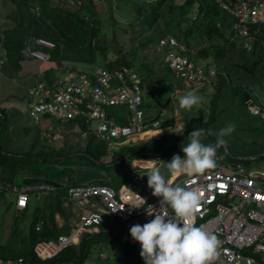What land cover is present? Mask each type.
<instances>
[{
	"label": "trees",
	"instance_id": "trees-1",
	"mask_svg": "<svg viewBox=\"0 0 264 264\" xmlns=\"http://www.w3.org/2000/svg\"><path fill=\"white\" fill-rule=\"evenodd\" d=\"M132 1L131 4L129 3L130 8L128 9H136L132 15L136 23L131 27L128 26L129 28L122 29L115 26V21L110 24L109 19L113 14L105 16L99 13L95 0H0L1 5L10 4L12 7L7 15L12 13L18 15V20L11 28L2 29L0 26V44L5 53L2 59L4 62H10L17 71L21 70L22 61L33 62L36 66L45 63L43 74H38L39 81H45L46 78L50 84L58 79L53 74L54 70L73 72L77 69L72 66L77 63L96 67L93 69L94 72L98 68L114 72L122 67H130L139 73L142 87L152 85V90L147 91L146 95L156 109L152 113L155 116L153 120H157L163 109L172 100L168 96V92L172 81L175 80L174 72L168 64H164L166 48H158L159 39L167 36L170 32V29L162 28L160 25L162 9H165L167 0ZM185 1L186 6L194 4L197 9H192V11L203 12V17L192 20L184 15L181 24L179 22L180 25L177 26V32L172 35L185 46V54L192 60L195 62L204 60L206 64L215 68L214 90L210 94L208 93V102L198 105L191 112L186 110L181 134L171 131L157 140H150L141 145L123 144L117 150H109L106 142L97 141L88 136L84 145V153L89 157L90 164L95 165L92 159L99 161L101 158H110L109 163L115 161L121 163L126 159L132 160L138 157L155 158L154 155L162 157L165 155L169 157L168 162H170L174 154L183 157L181 145L186 144L187 136L192 130L200 128L206 131L210 130L208 132H211L212 135L208 136L204 142L214 143L216 140L214 134L221 128L231 124L237 118L250 115L246 109L248 105L255 103V100L249 93V89L242 86L243 78L233 76L232 71L237 68L248 76L256 68H260L259 65L264 57V46L256 41L250 48L243 49L231 42L228 38L231 19L212 0ZM169 8V11L172 10V6ZM261 31L262 34L258 36L259 40H261L260 38L264 39V25L261 27ZM117 34L129 35L128 41L118 43ZM35 37L46 38L55 43L53 49L41 48L49 52L48 61H39L30 55L31 50L40 48L34 42ZM135 40L138 41L137 45L133 44ZM128 46H130L129 49H126ZM149 47L153 51L152 60L148 61L145 57L140 60L138 58L140 49ZM99 62L103 64V67L96 66ZM263 68L264 64L259 70L263 72ZM226 88L233 91L236 88L235 95L237 96L230 97ZM199 89L206 91L207 86L199 87ZM164 94H167L165 99L162 98ZM151 103L148 101L146 106ZM0 113L2 114L0 115V181L13 182L16 173L15 167L23 156H17L18 152L13 154L11 151L3 149L1 141L5 140V135L8 132L6 127L8 115L1 107ZM244 125L243 122L242 126ZM38 136L41 137L39 130L35 139H38ZM41 138L46 143L49 142L45 138ZM35 139L31 142L26 157L33 161L31 165L41 164V166L37 171L30 167L28 168L29 172L24 173L23 171L26 169L18 165V169H21L19 173L23 174V183L25 185L46 183L59 187L60 182L56 177L63 178L65 173H56L54 179L46 173V167L39 160L42 158L46 162L47 157H50L53 162L56 163L58 160V164L64 165L61 159H56L59 156L56 153L58 149L57 151L48 150L46 145L37 148ZM91 143L96 144L94 148H91ZM221 151L228 161L236 162L225 153L224 149ZM126 155H128L127 158ZM121 159L122 161H120ZM242 160L239 161L242 162ZM5 173H8V176ZM73 181V176L69 174L68 184H74ZM3 201L4 199L0 196V202ZM45 201L40 206H34L33 209L27 207L21 212L22 214H31L27 235L24 236L23 241H20V245L15 244L14 248L8 249L6 245L0 244V258H22V264H81L90 254V248L101 240L103 242L100 244L101 252L99 251L98 255L103 254L102 249L108 247L106 239L111 244V247L108 248L110 249L109 254L119 250L123 254L132 255L138 251L136 243L129 244L126 241H119V235L114 234L112 226L108 225L97 232H86L79 244L65 248L53 259L39 260L34 253L35 244L40 240L55 239L60 233L65 232L64 227L57 225L55 220L57 212L63 217H67L58 196L48 193ZM8 205L10 206V204ZM38 223H41V227L36 230L35 227Z\"/></svg>",
	"mask_w": 264,
	"mask_h": 264
},
{
	"label": "built area",
	"instance_id": "built-area-1",
	"mask_svg": "<svg viewBox=\"0 0 264 264\" xmlns=\"http://www.w3.org/2000/svg\"><path fill=\"white\" fill-rule=\"evenodd\" d=\"M231 19L229 40L248 49L259 41L264 44L261 27L264 25V0H212ZM203 17V12L193 11L191 19ZM40 48L30 51L39 61H48L50 54L41 48L53 49L55 43L42 37L34 38ZM159 47L166 48L164 64L174 72L171 96L174 99L187 87L210 88L215 70L192 60L185 54V46L173 35L159 39ZM4 60L0 58V67ZM141 77L130 67L114 72L98 68L90 71L67 72L63 79L51 84L37 81L28 89L26 106L28 115L35 122L46 140L59 141L64 134L78 133L82 139L93 137L107 143L109 150H117L123 144H130L134 137L142 135L158 120L145 117L142 110ZM189 85V86H187ZM152 85L145 89L152 90ZM210 91H213L210 88ZM126 106V122L116 123L107 109ZM247 112L264 120V105L252 103ZM49 118H53V124ZM96 120V128L92 121ZM110 161V160H108ZM108 161L104 163L109 164ZM203 174H183L172 179L173 184L198 189L202 196L197 213L196 226L215 233L220 241V255L213 264H264V172L248 170L241 162H220ZM46 183L18 186L12 182L0 181V196L7 201L13 198L17 212L26 209L29 195L34 192L51 193L58 196L62 209L71 208L76 220L72 230L60 233L55 239L40 240L34 246V253L42 261L56 257L62 250L77 245L87 232L99 231V226L114 222H149L154 217L147 214L148 205L156 211L172 215L168 207L159 208V197L152 195L148 186L137 188L125 185L118 190L107 184H63ZM143 197L145 207L129 212L130 190ZM124 206V207H123ZM116 207L123 210L113 212ZM41 223L36 224L39 230ZM82 231V232H81ZM103 255V254H101ZM123 261H119L121 264ZM23 259L0 258V264H22Z\"/></svg>",
	"mask_w": 264,
	"mask_h": 264
},
{
	"label": "rangeland",
	"instance_id": "rangeland-1",
	"mask_svg": "<svg viewBox=\"0 0 264 264\" xmlns=\"http://www.w3.org/2000/svg\"><path fill=\"white\" fill-rule=\"evenodd\" d=\"M148 2L149 0H142V2ZM133 2L132 0H95L97 9L100 14L108 16L109 14H113L111 19H109L110 24L115 21L116 25L118 28H129L128 26H133L136 21L133 19V11H136V9H128L130 8V4ZM135 2V0H134ZM185 0H167L165 4V9H162L163 15L162 18L160 19V25L162 28L170 29L168 32L169 35H175V32L178 30V25L181 24L182 20L184 19V15L188 17V19L191 18L192 16V9H197L194 4L190 6L185 5ZM130 3V4H129ZM169 6H172V10L169 11ZM12 9L11 5H1L0 3V26L2 29L6 28H11L13 26V22L11 20L6 19L8 11ZM188 9V10H187ZM124 16V17H123ZM180 22V24H179ZM174 29V31H173ZM117 41L118 43H126L128 41L129 35L125 34H117ZM134 45L138 44V41L135 40ZM130 46H128L126 49H129ZM159 49L161 47L158 46ZM152 48H143L140 49L139 56L138 58L141 60V58L145 57L148 61L152 60ZM4 50L0 44V57L3 58L4 56ZM159 56V55H158ZM199 62V61H197ZM8 63V62H7ZM5 64V63H4ZM201 65H208L204 60H200ZM261 65V63H260ZM97 67H103L102 63L96 64ZM73 68L81 71H90L96 67L89 66L83 63H77L72 66ZM264 70V68H263ZM67 71L65 70H54L53 74L56 78L63 79V77L66 75ZM233 76H240L243 78L242 83L243 87L246 86V88L249 89V93L252 94L254 100L256 103L260 104L259 102V97L264 103V71H260L258 68L252 72L251 76H245L244 72L242 70H238L237 68L232 71ZM16 74V73H15ZM245 76V78H244ZM38 79H36L37 81ZM42 80V79H41ZM35 81V82H36ZM45 82L46 78H45ZM9 83V82H8ZM189 86V85H187ZM143 92H142V98H143V107L144 109H151L152 112L154 113L156 109H154L153 104L150 101V98L146 95L147 90L145 87H143ZM5 89V88H3ZM185 90V89H184ZM193 90V89H192ZM191 90V91H192ZM228 91V94L230 97H236L235 91L230 88H226ZM190 91V89H186L185 93ZM195 91L203 98L202 105L203 103H207L209 100V96L205 92V90L198 89ZM185 93L179 95L176 99L171 100L170 104L163 109L162 114H160V118L158 119L159 124L157 126H151L152 128H162L165 126V121L169 117L171 119L169 120L170 127L168 128V132H175L176 134H181L183 130V125H184V118L183 116L186 113V109L181 108L179 105V98L180 96L184 95ZM27 96V95H26ZM27 98V97H26ZM163 99L167 98V94H164ZM232 99V98H231ZM0 99V104L2 103ZM16 100V99H15ZM150 102L151 105L146 106L147 102ZM24 104H21L20 106H23ZM177 105V108L179 111L175 112V107ZM197 108L195 106L193 109ZM115 110L117 108H114ZM126 111L127 108L125 107ZM125 111V112H126ZM192 111V110H191ZM190 111V112H191ZM195 111V110H194ZM175 113V114H174ZM21 123L17 122L15 124L13 121H8L7 124V131L17 133L19 136H25L24 140V145L29 146L31 142L34 140L30 139L34 135V130L37 129V122H35L32 118L29 117L28 115V108L25 106L21 110ZM127 115V113H126ZM189 115V113H188ZM224 115V114H222ZM249 115V114H248ZM49 120L53 123L56 124L53 118H49ZM244 122V126L243 125ZM236 123V124H234ZM248 123V124H247ZM231 124H234V131L225 139L228 141L227 147H221L220 149L217 150L216 157L220 162L227 161V159L223 156V153L221 149H224L225 153L227 151L225 148L232 153L233 155L239 156V157H246V156H251V155H257V157H251L246 160H242V164L248 169H254L259 172H264V120L261 119L259 116H246V117H241L237 118L234 121L231 122ZM92 128L95 129L97 125V121L93 120L92 123ZM210 131V130H208ZM154 132H151L150 135L148 136H154L152 134ZM216 134V133H215ZM214 134V135H215ZM12 136V137H18ZM213 135V136H214ZM216 136V135H215ZM36 140V145L37 148H39L42 145H46V148L56 150L57 154L59 156L56 157V159H61V162H64V165L58 164V160L53 162L50 157L44 162V160L41 158L39 160L42 161V164L46 167V173H48L49 176L54 177L58 172H63L65 173L63 178L56 177L61 183L63 184H68L69 180V174L73 176L74 178V184H82V183H90V184H107L110 187H112L115 190H118V187L125 183L128 184L130 187H134L133 185L135 184L136 186L134 188H137L136 190H140L142 187L147 186V172L150 169H135L133 167V164H131V159H126L122 161L121 163L116 162V163H110L107 166H101L98 165L96 162L95 165L90 164V159L87 157L84 153L85 147L84 145L86 144V139H82L78 133L70 132L67 134H64V139L59 140V141H51L47 140L43 141L42 138L38 136V139ZM51 143L53 146L48 145ZM1 145L3 149L11 151H15L19 145V147L22 146V142L20 139H18V145H14L11 142V148H9L8 142L5 140L1 141ZM95 143H91V148L95 147ZM28 148V147H27ZM25 150V148H23ZM71 150L72 152H68ZM175 153L176 151L173 150ZM26 151H22V149H18L19 155L17 156H23V158L20 160L19 164L15 167V178L12 183H15L18 186H23V174L19 173L21 172V169H18L19 166L23 167L24 173H28V168L33 167L35 171H37L38 168H40L41 164L38 166L31 165L33 163L32 160H29L26 155ZM52 155H54L52 153ZM55 158V157H54ZM156 159L168 163L169 157L165 156H159L155 157ZM53 159V158H52ZM108 158H101L98 162H104L108 161ZM93 160V159H92ZM234 161H239V160H234ZM240 162V161H239ZM150 162L144 163V164H149ZM19 165V166H18ZM64 169V170H62ZM161 171L165 174L166 178L169 179V173L166 167H162ZM6 176H8V173H5ZM30 207L33 209L35 205H42L46 201V194L44 192H34L30 193ZM10 204V206L8 205ZM74 214H70V211H68V218H72ZM31 222V214H22L21 212H17L15 207H14V200L11 198L7 202H0V244L6 245V248H14L16 245H20V241H23L24 236L27 235L28 232V226ZM57 222V221H56ZM71 222V221H70ZM135 224H140L143 225L145 222L143 221H138L135 223L131 222H118L115 224V226L119 227V241L123 242H130V243H135L131 236L129 235V229L131 226ZM110 225V223H109ZM101 227V226H100ZM67 228V229H66ZM64 228L65 232H68L72 230V226L68 225V227ZM82 232V231H81ZM103 240H101L98 244L95 246L93 245L90 248V254L87 256V258L81 263V264H118L119 261H123V264H144V261L141 259L139 252H140V245L139 243L136 242L138 251H135L134 253L131 254H123L122 252H119V250H116L117 252L108 253L110 252L108 248H110L111 244L108 239H106V246L107 249H102L103 255H98L100 249H101V243ZM16 244V245H15ZM136 248V249H137ZM134 249V250H136ZM101 252V251H100ZM108 256V258H107ZM107 258V259H105ZM121 263V264H122Z\"/></svg>",
	"mask_w": 264,
	"mask_h": 264
},
{
	"label": "clouds",
	"instance_id": "clouds-1",
	"mask_svg": "<svg viewBox=\"0 0 264 264\" xmlns=\"http://www.w3.org/2000/svg\"><path fill=\"white\" fill-rule=\"evenodd\" d=\"M202 100L203 98L192 90L180 96L179 105L191 111L200 105ZM233 131L234 125L227 124L215 134L214 143H205L212 133L203 128L194 129L188 134L186 144L181 145L183 157L174 154L168 163L158 159L152 160L146 174L147 186L152 190L153 196L160 198L158 209L168 207L172 215L156 211L153 206L148 205L147 209L153 211L147 210V214L154 218L143 225L135 224L130 227L129 235L134 242L139 243V255L144 264H213L218 258L220 241L217 235L196 226L197 213L202 202L200 191L173 184L161 168L166 167L172 178L183 174H203L206 170L215 168L217 150L227 147L228 141L225 137ZM130 192L133 195L129 202L125 203L129 206V212L145 207V199L131 190ZM123 207H116L113 212L121 211Z\"/></svg>",
	"mask_w": 264,
	"mask_h": 264
},
{
	"label": "crops",
	"instance_id": "crops-1",
	"mask_svg": "<svg viewBox=\"0 0 264 264\" xmlns=\"http://www.w3.org/2000/svg\"><path fill=\"white\" fill-rule=\"evenodd\" d=\"M6 19L11 20L13 23H15L18 20V15L15 14V13H12L11 15H7L6 16ZM0 38H1V32H0ZM235 45L238 46L239 44H235ZM261 45L264 46V44H261ZM4 63L5 64H3L0 67V99H2L1 100L2 103L0 104V107L3 108L4 111H5V113L8 115V121L9 122L10 121H13L15 124H17V122L21 123V116H22L21 110L26 106V99H27L26 98L27 97L26 95H27L28 89L31 86H33L37 81H39L40 77L38 76V74H43V71H44L43 69L46 66V64L45 63H42V64L36 66L33 62H30V61L29 62L28 61H22V63H21L22 64V68H21L20 71H17L16 68H14V66L10 62L7 63V61H5ZM197 63H200V61L197 62ZM263 64H264V57L261 60V65H259L260 68L263 66ZM201 66L207 68L206 66H210V65H206V66L205 65H201ZM210 67H212L215 70V68L213 66H210ZM260 68L258 67V69H260ZM245 76H247V74ZM245 76H244V78H245ZM250 76H251V74H250ZM215 78H216V70H215L214 76L211 78L210 88L212 90H214V81H215ZM36 79H38V80L36 81ZM171 86H170V89H169V92H168V96L169 97L171 96V94H170L171 93V88H172ZM3 88H5V89H3ZM210 88H209V90L207 89L205 91L207 93V95H209L212 92V91H210ZM186 89L187 90L190 89V91H191L192 89L193 90H195V89L198 90L199 88H196V87L192 88V87L189 86ZM183 93H185V90H183L182 92H180L174 99H176L179 95H181ZM174 99H172V100H174ZM259 102H260V105H264V103L262 102V100L260 99V97H259ZM21 104H24V105L23 106H20ZM256 104H258V103H256ZM125 107L126 106L109 107L107 109V111L109 112L110 115H112L114 117L116 123H123V122H126V116H127L126 115L127 111H126ZM114 108H117V109L115 110ZM142 110H143V112L145 114V117L148 120L153 119V117H155L152 114L153 112H152L151 109H144V107H143V101H142ZM177 111H179V109L177 108V105H176L175 112H177ZM0 115H2V114L0 113ZM170 119H171V117H169L167 120H164L165 123H166L164 127H162V128H152L151 127L150 129H148L147 131H145L142 135H140L138 137H134L132 139V142L131 143L132 144L141 145V144H144V143H146V142H148L150 140H157L161 136H163L164 134L169 133L168 132V128L170 127V124H169V120ZM159 131H160V133L158 135H156V136H148V135L151 134V132H154L152 134L155 135ZM37 133H38V130L37 129L34 130V135L30 139V141L36 138ZM16 135H18V134L12 132V130H10V132H7V134L5 135V141L8 142V144L10 146L9 148H11V145H10L11 142L14 145H18V139H20L21 142H22V146L19 147V145H18V147H17V149L15 151H11L9 149V151H11L13 154L14 153H17L18 152V149H20V148L22 149V151H26V150H28L30 148V145L29 146L24 145L25 144L24 143V140H25L24 137L25 136H19L18 135V137H12V136H16ZM179 142H181V141H179ZM50 146H53L54 147V145H50ZM23 148H25V150ZM127 156L128 155H126V158H127ZM154 156L155 157H159V155H154ZM155 159L156 158H143V157H138V158L132 159L131 160V164H133V167L135 169H138V168L139 169H149L151 167L152 160H155ZM120 161H122V159ZM116 162H119V161H115L113 163H116ZM147 162H150V163L147 164V165L144 164V163H147ZM169 179L172 180L173 178L169 175ZM82 184H90V183H82ZM71 185H74V184H71ZM125 185H128V184L123 183V184H121L118 187V189H120L121 187H124ZM133 186L135 187L136 185L134 184ZM45 194L47 195V193H45ZM29 198H30V196H29ZM28 206L30 207V202H29ZM35 206H38V205H35ZM68 211H70V214H71V208H68L66 210L64 209V211H63L66 216H68ZM65 219H67V217L66 218L63 217L59 212H57L55 214V220L57 221V225L59 227L66 228V227H68V225H71L73 227V224H74V222L76 220L75 215H73L72 218H68L67 220H65ZM109 223L112 226L113 233L114 234H118L120 236V232H119V229H118L119 227L115 226V224H114V223H118V222L110 221ZM109 223H106L104 225H100L101 227L99 226V230L107 227L109 225ZM131 223H135V222H131ZM128 243L129 244H135L136 242L135 243L128 242ZM113 252H115V251H113ZM134 264H136V263H134Z\"/></svg>",
	"mask_w": 264,
	"mask_h": 264
},
{
	"label": "water",
	"instance_id": "water-1",
	"mask_svg": "<svg viewBox=\"0 0 264 264\" xmlns=\"http://www.w3.org/2000/svg\"><path fill=\"white\" fill-rule=\"evenodd\" d=\"M225 150L227 151V155L230 157V158H232V159H234V160H242V159H244V160H246V159H249V158H255V157H257V156H259V154H257V155H251V156H246V157H239V156H236V155H233L232 153H230L226 148H225ZM93 161L94 162H96L98 165H101V166H106L107 164L106 163H104V162H98L97 160H95V159H93Z\"/></svg>",
	"mask_w": 264,
	"mask_h": 264
}]
</instances>
